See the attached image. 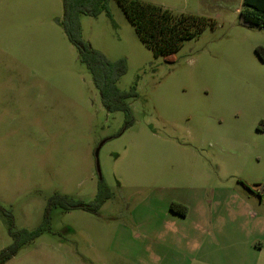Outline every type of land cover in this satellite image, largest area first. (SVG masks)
Masks as SVG:
<instances>
[{
	"label": "rangeland",
	"instance_id": "374dc122",
	"mask_svg": "<svg viewBox=\"0 0 264 264\" xmlns=\"http://www.w3.org/2000/svg\"><path fill=\"white\" fill-rule=\"evenodd\" d=\"M134 1L216 26L169 61L153 54L118 0L108 13L80 16L83 40L126 62L118 87L137 93L127 127L123 112L105 109L68 39L63 0H0V252L13 242L9 216L15 231H33L54 196L91 204L101 184L111 194L97 214L52 209L49 231L7 264H204L205 252L253 258L213 242L198 250L192 222L181 219L186 207L193 217L216 216L217 201L235 202V218L250 217L243 202L256 205L251 217L264 216V194L243 186L264 185V29L241 24L243 0ZM235 227V241H246Z\"/></svg>",
	"mask_w": 264,
	"mask_h": 264
},
{
	"label": "trees",
	"instance_id": "16d2710c",
	"mask_svg": "<svg viewBox=\"0 0 264 264\" xmlns=\"http://www.w3.org/2000/svg\"><path fill=\"white\" fill-rule=\"evenodd\" d=\"M110 0H63V28L76 47L80 61L91 72L94 84L98 89L102 104L109 113L123 112L127 119V127L132 125L134 118L129 99L137 96L135 88L122 91L118 87L120 78L125 74V60L109 61L105 55L94 50L82 38L80 16L98 17L108 13ZM128 19L138 34L156 57H164L172 61L175 53L185 41L199 37L207 28H214L216 23L208 18L187 14H175L159 6L145 4L134 0H118ZM245 8L240 11L241 24L249 29H264V0H244ZM264 60V58L262 57ZM243 186L258 197L264 194V185H258L259 190L243 183ZM111 199L106 186L100 185L96 199L91 204L75 201L67 196L52 197L46 209L44 223L36 230L15 231L13 217L9 216L8 232L13 239L12 244L0 252V264H7L21 249L34 242L48 232L50 214L54 208L64 210L82 209L97 214Z\"/></svg>",
	"mask_w": 264,
	"mask_h": 264
},
{
	"label": "crops",
	"instance_id": "0c3cea01",
	"mask_svg": "<svg viewBox=\"0 0 264 264\" xmlns=\"http://www.w3.org/2000/svg\"><path fill=\"white\" fill-rule=\"evenodd\" d=\"M239 205L241 211L245 210V214L250 217L244 218L241 216L240 218H235V202L229 204L217 201L213 205V211H217L216 216L200 213L197 217H193V208L186 207L185 217L181 220L189 221L190 219L192 222L193 229L196 231L195 234L199 237L198 239L194 238V240L200 241L198 250L207 249L208 243L213 242L220 252H225L229 256H235L236 250L249 252L253 257L250 261L235 259L234 257L227 260L222 258H214L213 260L211 259L213 254L205 252L200 254L204 264H207V262H210L209 264H264V236H260L264 232V216L256 218L254 216L256 213H253L252 217L249 215L256 208L254 203L243 202ZM198 208L204 209L203 206ZM223 211H227L226 216L222 213ZM235 225H238L242 230H246V241H235ZM250 228L254 230V233L247 231Z\"/></svg>",
	"mask_w": 264,
	"mask_h": 264
},
{
	"label": "water",
	"instance_id": "95a60500",
	"mask_svg": "<svg viewBox=\"0 0 264 264\" xmlns=\"http://www.w3.org/2000/svg\"><path fill=\"white\" fill-rule=\"evenodd\" d=\"M103 144H104V143H103ZM103 144L99 147V149H98L97 152H96V157H97V158H98V156H99L100 148L103 146ZM97 171H98L99 176L101 177V171H100L99 161L97 162Z\"/></svg>",
	"mask_w": 264,
	"mask_h": 264
}]
</instances>
